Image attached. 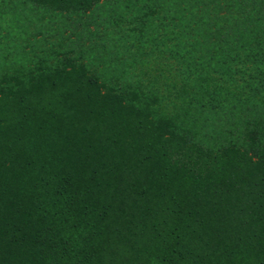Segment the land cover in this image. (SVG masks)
Instances as JSON below:
<instances>
[{
	"label": "trees",
	"instance_id": "trees-1",
	"mask_svg": "<svg viewBox=\"0 0 264 264\" xmlns=\"http://www.w3.org/2000/svg\"><path fill=\"white\" fill-rule=\"evenodd\" d=\"M262 148L204 147L74 60L0 85V264H264Z\"/></svg>",
	"mask_w": 264,
	"mask_h": 264
},
{
	"label": "rangeland",
	"instance_id": "rangeland-1",
	"mask_svg": "<svg viewBox=\"0 0 264 264\" xmlns=\"http://www.w3.org/2000/svg\"><path fill=\"white\" fill-rule=\"evenodd\" d=\"M69 60L204 147L264 142V0H0V85Z\"/></svg>",
	"mask_w": 264,
	"mask_h": 264
}]
</instances>
